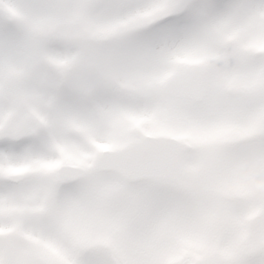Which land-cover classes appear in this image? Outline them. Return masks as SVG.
<instances>
[{
    "label": "rangeland",
    "instance_id": "1",
    "mask_svg": "<svg viewBox=\"0 0 264 264\" xmlns=\"http://www.w3.org/2000/svg\"><path fill=\"white\" fill-rule=\"evenodd\" d=\"M62 19L82 20L94 41L51 34ZM259 50L264 0H0V264H111L105 243L117 264H247V251L263 260ZM195 64L208 69L205 101L170 106L162 84ZM230 85L248 96L228 98ZM23 110L32 116L17 122ZM143 134L191 143L183 165L206 193L110 174L58 180L60 165L87 167L97 147ZM9 173L28 178L9 185ZM223 195L244 200L228 206Z\"/></svg>",
    "mask_w": 264,
    "mask_h": 264
},
{
    "label": "water",
    "instance_id": "2",
    "mask_svg": "<svg viewBox=\"0 0 264 264\" xmlns=\"http://www.w3.org/2000/svg\"><path fill=\"white\" fill-rule=\"evenodd\" d=\"M69 28L71 29L69 30ZM64 31H68V33L66 34L64 33ZM53 33L68 38H75L73 35H76V37L83 42H88L90 40V33L88 31H85L82 28V24L77 21H63L62 23L57 25L55 29H53ZM259 56L264 58V52H260ZM204 78V68L196 66L184 77L175 80H168L162 89V94L171 104L198 102L202 99ZM229 93L233 95H239V92L236 90H229ZM241 94L243 95L242 92H240V95ZM6 131L7 128L1 129L0 136L4 135ZM262 135L264 136V131L262 132ZM156 142L158 145V149L155 153V159L160 164L159 169L154 168L152 165V169H150L148 165L151 164L150 161L152 156H149L148 154L146 156V160H148V163L145 162L143 164L144 169H140L141 171L138 173L137 177L133 176L130 178V172L127 173V171H129L134 165L137 164L135 155L131 153L127 156V170L125 169L126 172L123 173L120 169H117L115 163H106L105 168H103L102 171H106L108 170V168L114 169L121 172L123 174L122 177L130 182L144 180L146 179L145 177L155 180L162 179L168 182H172L182 190L189 191L195 194L202 193V184L198 175L181 167V160L184 155H186V153L191 150V147L185 143H180L178 141L166 138L156 139ZM138 146L142 148L144 145L142 143H139ZM132 148H137V146L130 147L129 151H132ZM108 155L104 154L101 157V160L103 161L109 158L124 159V157H122L123 154H118L115 156L113 154ZM98 166H100V164H97L86 171L78 169L69 177V179L78 175L88 176V174H92L93 172L99 173V170L97 169ZM121 166L122 164H117V167ZM136 169L137 171H139L138 168ZM23 179V175L18 177L10 176L8 178L9 181L16 183L22 182ZM223 199L226 202L231 203V198L225 197ZM232 199L238 200L239 198Z\"/></svg>",
    "mask_w": 264,
    "mask_h": 264
},
{
    "label": "bare ground",
    "instance_id": "3",
    "mask_svg": "<svg viewBox=\"0 0 264 264\" xmlns=\"http://www.w3.org/2000/svg\"><path fill=\"white\" fill-rule=\"evenodd\" d=\"M164 26H165V25H164ZM164 26H163V27H164ZM166 29H167V28H166ZM167 32H169V31H167ZM167 32H165V33H167ZM30 116H32V112H26V111L23 110V112L20 113L19 118H17V122H20V121H22V120H24V119H26V118H28V117H30ZM43 127H44V126L41 125V127H40L39 129L42 131V133H43L44 135H46V133H45L44 130H43V129H44ZM45 127H46V126H45ZM46 136H47V135H46ZM41 142H42L41 140H37V141L32 142V144H34L36 147H38V146H40ZM35 146L29 144L28 148H29V147H35ZM29 149H31V148H29ZM119 160H120V158H115V159L112 161V163H115V162H117V161H119ZM97 163L100 164L101 161L98 160ZM27 178H28V175H27ZM57 188H58V187H57Z\"/></svg>",
    "mask_w": 264,
    "mask_h": 264
}]
</instances>
